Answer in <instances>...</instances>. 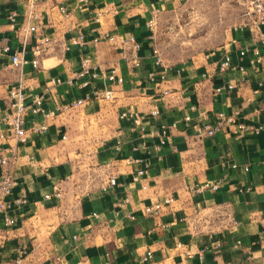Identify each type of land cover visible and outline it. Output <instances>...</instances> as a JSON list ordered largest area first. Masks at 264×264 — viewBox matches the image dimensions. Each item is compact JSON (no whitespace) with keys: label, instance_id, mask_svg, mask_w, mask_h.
<instances>
[{"label":"crops","instance_id":"0c3cea01","mask_svg":"<svg viewBox=\"0 0 264 264\" xmlns=\"http://www.w3.org/2000/svg\"><path fill=\"white\" fill-rule=\"evenodd\" d=\"M188 4L0 0V150L7 147L9 157L0 174L7 168L14 181L7 197L27 198L7 210L12 224L0 213V264H264V62L250 52L260 44L257 32L233 25L220 44L167 64L163 78L147 75L158 67L146 20L154 14L160 24ZM76 31L81 45L69 43ZM129 34L136 49L125 40ZM43 36L48 40L34 51ZM242 46L248 50L239 57ZM13 52L26 61L11 66ZM225 53L230 66L218 70ZM82 57L88 72L78 76ZM111 68L120 81L106 78ZM12 85L21 86L27 101L40 95L46 109L87 99L44 119L43 133L27 132L17 141L1 121ZM104 89L108 98L101 97ZM152 105L157 114H148ZM127 107L143 115L144 133L118 116ZM216 111L233 122L198 136L195 123ZM30 120L43 119L28 114L25 127ZM162 123L166 137L154 148ZM137 168L144 170L133 180ZM110 174L115 184L101 188ZM204 181L217 186L196 190ZM166 197L171 200L164 203ZM156 201V213L143 211ZM18 247L26 252L16 262Z\"/></svg>","mask_w":264,"mask_h":264},{"label":"built area","instance_id":"2783aa9c","mask_svg":"<svg viewBox=\"0 0 264 264\" xmlns=\"http://www.w3.org/2000/svg\"><path fill=\"white\" fill-rule=\"evenodd\" d=\"M59 10L64 14L67 15V10L64 6H59ZM14 11L9 12L7 15L10 22H13L14 20ZM244 21L241 24L236 25V27L243 28L248 27L250 30H254L257 32V37L260 42L258 46H254L251 48L250 52L253 55V59L259 62H264V32L260 30V26L264 24V2L262 0H248L246 10L244 11ZM155 16L152 14L148 19L146 20V26L150 31V34L152 35V30L155 25ZM36 25L34 23L28 25L26 28L28 30H34ZM107 39H112L113 35L107 34L105 35ZM69 43L73 45H81L83 43V34L80 31H76L69 37ZM97 38L94 37L93 40H96ZM48 40L47 36H43L39 39V41L36 43L34 47V51H38L40 47L38 44L41 42H45ZM126 41H129L131 43V47L133 49H136L138 47V43L134 40L133 36L131 34L127 35L125 38ZM7 49V46H4V50ZM248 50L246 46H242L238 49V55L239 57L243 56L245 52ZM154 65L158 67L157 71H148L147 75L149 78H153V76L156 74L160 79L164 77L166 65L163 63L162 59L158 55L156 49L154 50ZM10 64L11 66H16L22 62H25L26 59L20 57L17 52H13L9 55ZM253 59L250 60V62H253ZM132 63L134 65L138 64V61L136 59H132ZM30 62L35 65L36 64V58H32ZM230 66V57L228 53H225L218 64V70H223ZM238 69L242 70L243 66L238 65ZM88 72V60L86 57H82L80 59V68L77 71V75L81 76L84 73ZM106 78L110 80H121V76L117 75L115 73L114 68H111L108 73L106 74ZM54 81H58L59 79L55 77L53 79ZM67 82H70V79H66ZM228 87H231V84L229 83L227 85ZM99 91H94L93 94L97 95ZM110 96V90L104 89L101 91V97L108 98ZM87 99V96L84 97H75L71 100L65 101L60 103L59 105H56L52 109H46L42 104V99L40 95L34 94L29 98V101L26 99V94L23 92L20 85H12L7 90V100H8V108L7 110L2 114L1 121L11 130L12 137L17 141H24L26 138V133H43L47 128V123L44 121V119L49 118L55 114H57L59 111H65L70 108L76 107L83 103ZM158 113V109L156 106L152 105L148 109V114L154 115ZM28 114L32 115H40L43 120L37 121V120H30V123L28 126H24L25 118ZM118 116L120 118L129 120L133 126H136L140 133H144V125L142 121V116L139 113H136L130 108L121 109L118 112ZM183 119L185 121L190 120L189 115H184ZM233 122V117L230 114H226L223 111H216L212 118H209L201 123H195V132L198 136L203 135H211L213 132H215L218 129H222L223 127L229 125ZM173 125V123H171ZM236 127L238 129H241L244 127L243 124L237 123ZM258 128V127H257ZM151 133V132H150ZM157 135V141L154 143L153 147L158 148L161 144H163L165 137H166V125L160 124L158 130L155 132ZM7 150V147H3L2 150H0V166L6 167L9 162V157L6 155L5 151ZM143 168H137L134 171V174L132 176L133 180L137 179L142 173ZM115 184V177L114 175L110 174L107 176L104 183L101 185V188L105 189L108 187H111ZM14 185V181L9 174L7 168H4L0 174V213L2 214V221L4 224H12L15 221V217L11 216L7 213V210L13 206L21 205L27 202V198L23 193H18L13 196L7 197L11 193V189ZM217 186L216 181H204L203 183L196 186V190H200L202 188H215ZM53 195L59 196L60 190L58 187L54 186ZM171 200V197H166L163 199L164 203H167ZM161 207V202L156 201L154 203L145 205L143 207V211L146 213L154 214L156 213L159 208ZM26 250L24 247H18L16 248V256L14 260L17 262L21 259V257L25 254ZM199 253V251H198ZM150 256V252L146 251L143 255V259Z\"/></svg>","mask_w":264,"mask_h":264},{"label":"rangeland","instance_id":"374dc122","mask_svg":"<svg viewBox=\"0 0 264 264\" xmlns=\"http://www.w3.org/2000/svg\"><path fill=\"white\" fill-rule=\"evenodd\" d=\"M183 10L155 22L154 47L163 63H181L196 52L224 41L230 27L241 24L248 0H188Z\"/></svg>","mask_w":264,"mask_h":264}]
</instances>
